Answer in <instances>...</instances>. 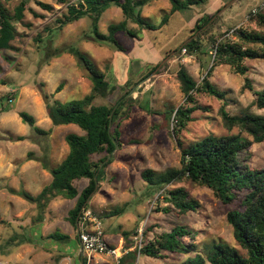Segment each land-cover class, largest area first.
Segmentation results:
<instances>
[{
    "label": "rangeland",
    "instance_id": "obj_1",
    "mask_svg": "<svg viewBox=\"0 0 264 264\" xmlns=\"http://www.w3.org/2000/svg\"><path fill=\"white\" fill-rule=\"evenodd\" d=\"M20 0H3L9 13L12 14ZM49 4L52 10L42 9L36 2ZM77 0H67L68 3ZM264 0H214L210 13L219 6H223L218 13L219 17L204 35V48L187 55L180 49V45L188 39L198 10L205 8L185 9L173 13L167 24L153 31H143L142 39H131L123 32L116 34L117 41L124 50H119L109 43L97 44L90 36V19L84 16L70 22L61 28L58 27L56 18L65 12L66 4L57 0H29L24 11L21 23L17 24V37L12 41L13 47L0 53V76L9 68L7 75L0 78V117L7 115L6 126L14 132L27 135L25 142L9 145L0 139V150L7 154V149H12L14 155L31 149V139L39 142L40 151L49 146H54V155L47 156L38 153V161H45L50 167L56 166L67 154V143L64 141L66 133L83 132L75 125H61L52 128L45 108L39 116V106L33 102V91L40 95V103L46 104L44 94L49 100L67 102L78 100L90 92L91 81L88 71L79 65L77 59L68 52L55 56L57 50H64L68 46L77 47L93 64V67L104 72L110 85L118 89L123 86L132 87L130 92L135 97L133 106L130 107L126 118L121 120L120 141L113 153L112 162L106 167L104 175L100 178L98 188L92 193L86 203V208L91 210L102 224L105 239H112L111 234H119L123 238L124 247L133 244L132 238L141 233L142 244L152 241L157 235L170 231L172 227L182 226L192 234L184 236L185 243L194 242L196 252L204 255L207 247L213 241H221L235 246L241 253L232 235V228L227 223L226 214L232 208L238 207V200L231 204H224L214 197L211 189L195 187L190 190L192 197L199 202L196 211L179 215L174 210L168 212L163 208L168 206L164 200L167 189L182 186L183 182L167 185L160 188L149 185L141 177L145 169L153 170V177L167 169L180 167V147H186L191 142L201 139L208 134L226 135L237 133V129L226 130L220 123L218 110L221 100L203 92L194 91V104L196 109L190 114V121L178 133H173L172 128L176 119H168L166 111L176 109L180 105L191 106L184 103V97L176 78L177 71L182 68L195 82L200 85L203 77L209 72L208 81L218 90L226 93V109L230 114L240 115L245 112L264 116V108L258 109L254 105L255 95L252 90H241L248 78L254 90L264 89V60L245 59L242 65L247 71L242 74L235 72L232 67L218 61L213 64L214 49L209 43L211 34L219 35L228 30L231 39L232 30L246 28L264 33V27L255 23H248L247 15L253 8L260 7ZM168 0H152L141 8V15L149 22L158 25L165 14L170 12ZM33 9L39 17L33 16L29 9ZM207 12V11H206ZM123 19L119 7L109 5L102 13L98 30L107 32L110 24L118 23ZM129 25H132L129 23ZM159 64L147 77L141 79L148 70ZM141 79V80H140ZM138 84H133L138 81ZM62 84L59 92L55 88ZM18 95L13 100L14 110H21L32 115L38 122L39 128L47 134H37L28 125L23 123L18 115H13L8 101L10 94L15 90ZM24 89V90H23ZM116 90L108 100L114 101L121 94ZM121 89V88H120ZM13 90V91H12ZM23 90V91H22ZM104 98H96L95 103L106 102ZM43 102V103H42ZM44 105V104H43ZM5 114H1L3 111ZM8 113V114H7ZM45 120H48L47 122ZM23 125V127L21 126ZM51 126V128H50ZM58 127V128H57ZM52 134V140L49 135ZM0 136L7 135L0 132ZM31 139H30V138ZM67 146V147H66ZM252 167H264V140L250 147ZM28 157H34L33 152ZM95 156L94 158H96ZM31 173V174H30ZM33 172L29 171L28 183L20 180L19 174H11L6 181L0 180V215L10 216L18 214L29 216L35 207L30 205L17 191L24 189L28 193H35L37 182L32 179ZM51 175L49 173V179ZM87 184L86 179L75 181V186L80 191ZM75 199L61 200L50 205V214L53 216L54 226L59 219L67 218L68 210L73 207ZM21 212V213H20ZM38 214V213H37ZM56 221V222H55ZM6 229L1 240L4 243L0 249V259L4 253H12L16 249L15 243L31 239L26 231ZM62 233L61 231H59ZM125 233V234H124ZM32 240V239H31ZM132 240V241H131ZM60 237H52L45 241L46 246L56 251L76 250V241L70 239L67 244ZM6 243H8L6 245ZM127 248V247H126ZM192 256L193 253H190ZM186 255L163 252L162 257L155 258L137 254L135 264H177ZM205 264H210L205 262Z\"/></svg>",
    "mask_w": 264,
    "mask_h": 264
},
{
    "label": "trees",
    "instance_id": "obj_2",
    "mask_svg": "<svg viewBox=\"0 0 264 264\" xmlns=\"http://www.w3.org/2000/svg\"><path fill=\"white\" fill-rule=\"evenodd\" d=\"M0 0V53L13 47L12 41L17 37V24L21 23L24 11L29 0H20L15 6L12 14ZM152 0H77L68 3L67 0H57L66 4L63 12L55 20L58 27L76 21L84 16L90 19V36L99 45L109 43L119 50H124L116 39L118 32L125 33L131 39L141 40L143 31H153L167 24L173 13L199 8H205L212 0H168L170 12L165 14L158 25L149 22L142 17L141 8ZM42 9L50 11L53 7L49 4L36 2ZM109 5L119 7L123 19L107 27L106 33L98 30V22ZM223 6H219L214 12L209 13L205 8L199 9L191 28V34L181 45L187 55L200 51L204 48V35L210 26L219 17L218 13ZM30 13L39 17L33 10ZM248 23H255L264 27V7L257 8L254 13L249 11ZM131 23L132 25H129ZM231 39L228 30L222 34H211L208 42L214 49L213 64L219 60L233 68L235 72L244 74L247 68L242 65L245 59L264 60V33L238 28L232 30ZM68 52L73 55L79 65L88 71L91 81L90 92L78 100L60 102L46 99L45 110L51 121L52 128L61 125L73 124L83 133H66L64 140L68 146L66 156L54 167H50L45 161H40L43 168L51 174L50 182L41 191L32 196L21 189L17 194L34 203L37 213L42 216L49 203L57 198L75 199L74 205L68 211V219L73 224L76 222L81 208H86V203L92 193L99 186L100 178L103 177L106 167L113 160V153L121 147L120 122L127 117L130 107L133 106L135 97H132V87H120L110 85L104 72L93 67L92 62L75 46H68L64 50H57L55 56ZM159 64L152 66L141 78L149 76ZM209 72L203 77V82L198 85L191 76L182 68L176 73L180 90L184 97V103L191 106L180 105L176 109L166 111L165 116L176 119L172 128L173 133H178L190 121V114L196 109L194 104V91H203L218 100L222 104L218 110L221 125L228 131L237 129V133L226 135L208 134L205 137L191 142L186 147H180V167L167 169L153 177L152 169H145L141 177L149 185L165 188L183 182L182 186L167 189L164 200L168 206L163 211L174 210L182 215L196 211L199 202L192 197L190 190L195 187H207L211 189L215 198L224 204H231L238 200V207L232 208L226 214L227 223L232 228V235L239 247L244 251L241 253L233 245L221 241H213L206 249L204 255L196 252L194 242L185 243L182 237L194 234L182 226L172 227L170 231L157 235L152 241L142 245L139 254L150 257H162L163 252L183 254L186 257L177 264H264V167H252L249 163L251 158L250 147L264 140V116L245 112L240 115L230 114L226 109V93L218 90L207 79ZM140 79V80H141ZM136 81L134 85L140 81ZM62 84L55 88L59 92ZM248 88L252 90L255 99L254 105L258 109L264 108V89L254 90L248 78H245L241 90ZM120 90L114 101L108 100L109 96L116 90ZM12 101L7 110L13 108L12 102L17 93L10 94ZM96 98L107 99L103 103H95ZM5 111V110H4ZM21 121L28 124L35 133L47 134L48 132L35 125V118L24 112H18ZM17 139H23L18 137ZM97 156L96 158H94ZM86 179L87 184L79 191L75 181ZM104 232V231H103ZM125 234V233H124ZM52 237L63 235L55 234ZM129 248V246H126ZM190 253H193L191 256ZM137 255L136 250L128 251L122 257V262L130 258L132 263Z\"/></svg>",
    "mask_w": 264,
    "mask_h": 264
},
{
    "label": "crops",
    "instance_id": "obj_3",
    "mask_svg": "<svg viewBox=\"0 0 264 264\" xmlns=\"http://www.w3.org/2000/svg\"><path fill=\"white\" fill-rule=\"evenodd\" d=\"M213 1L214 0H212L210 4L205 8V11L207 12H209V10L213 11V9L211 8ZM2 66H4V64L0 62V67ZM9 72L10 69L7 68L4 70V73L2 75H7L9 74ZM2 75L0 76V78L2 77ZM15 91L16 93H18L17 90ZM32 93L34 95L33 102L39 106V111H40L39 116H41V113H43L42 106L45 108V103L42 102L44 105L40 103L41 98L38 92L33 91ZM20 111L21 110L11 109V113H13V115L15 114L18 115V112ZM4 112L6 113V111H3L1 114L2 115L5 114ZM7 117H8L7 115H3L0 117V132L7 135V137L0 136V139H4V141L8 142L10 146H12V144H15V142L20 143L28 140L27 135H23L20 132H14L8 129V127L6 126ZM45 121L47 122L48 120ZM38 122L39 121L35 119L36 126H38ZM21 126L23 127V125ZM18 137H22L23 139L19 140L17 139ZM49 139L52 140V134L49 135ZM31 141H32L30 142L31 149L23 151L19 155H14L13 152H11L12 150L11 148L10 149H7V147L5 148L7 154L2 153L0 150V180L4 179V181H6V179L11 174L14 173L20 175V180L25 185L26 183H28L29 171L33 172L31 177L37 182V187L34 189L35 193H30V194L32 196H36L41 191V189L45 185H47L51 180V177L49 179L50 172L47 169L43 168L41 162L38 161L36 156L38 155V153L42 152L51 158V156L54 155V146L52 145L47 147V149L43 152V150L40 151L38 145L39 142H37L35 138L34 139L32 138ZM29 152L30 153L33 152L34 157H28ZM67 152H68V148H67ZM46 164L49 165L48 162ZM61 200H67V199L57 198L52 200L47 206L45 213L42 216H39L37 214V210H34V212L36 211V214L33 213L29 216L18 214L19 211H17L18 213L15 212L13 215L7 217L0 215V249L5 247L1 238L4 234V231H6L7 228L8 229L14 228L16 231L17 230L26 231V229H29L28 233L30 234V237L32 239L31 240L29 238L24 240L23 242L21 241V243H15L14 246H16V249L12 251V253L10 254L4 253V256L2 257V259H0V264H82V259L78 252L79 240H78V231H77V220L73 224L68 219V216L65 219L61 217L59 221L54 226H52L54 224L53 216L52 215L48 216V214H50V205L52 203L56 204ZM28 203L35 207L34 203L31 202ZM59 231H61L62 233H60ZM55 234L63 235L61 239L64 241L63 242L64 244H67L70 241V239H74L77 244L75 253L73 254L72 249H68V251L67 250L56 251L52 247L46 246L45 241L51 239L52 235ZM104 235L106 234L104 233ZM107 236H113L112 239L111 238L109 240L106 239V241L111 246H118L121 245L123 242V238L119 234H111ZM7 244L8 243H6V245ZM132 248H133V244L131 243L129 246V251H131ZM106 259L107 257L105 256H101V255L94 256V261L97 262H102L103 260ZM124 264H135V262L132 263V260L130 258H126Z\"/></svg>",
    "mask_w": 264,
    "mask_h": 264
},
{
    "label": "built area",
    "instance_id": "obj_4",
    "mask_svg": "<svg viewBox=\"0 0 264 264\" xmlns=\"http://www.w3.org/2000/svg\"><path fill=\"white\" fill-rule=\"evenodd\" d=\"M262 7H264V2L258 8ZM256 11L257 8L252 9V12L255 13ZM183 52H185V49H183ZM8 101L11 102L12 97H9ZM77 231L79 240L78 252L82 259V264H124L122 257L127 254L129 248L124 247L122 244L111 246L105 239L101 222L91 210L85 207L81 208L78 214ZM132 240V250H136L137 254H139L143 245L141 233L135 235ZM95 255L105 256L107 259L97 262L94 261Z\"/></svg>",
    "mask_w": 264,
    "mask_h": 264
}]
</instances>
